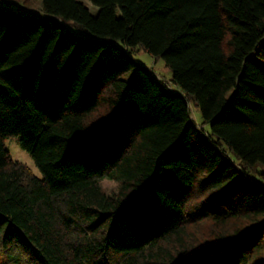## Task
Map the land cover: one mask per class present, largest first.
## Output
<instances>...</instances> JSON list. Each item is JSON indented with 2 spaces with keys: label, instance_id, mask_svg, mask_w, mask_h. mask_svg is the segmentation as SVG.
Wrapping results in <instances>:
<instances>
[{
  "label": "trees",
  "instance_id": "obj_1",
  "mask_svg": "<svg viewBox=\"0 0 264 264\" xmlns=\"http://www.w3.org/2000/svg\"><path fill=\"white\" fill-rule=\"evenodd\" d=\"M4 1L8 263L264 264V0Z\"/></svg>",
  "mask_w": 264,
  "mask_h": 264
},
{
  "label": "rangeland",
  "instance_id": "obj_2",
  "mask_svg": "<svg viewBox=\"0 0 264 264\" xmlns=\"http://www.w3.org/2000/svg\"><path fill=\"white\" fill-rule=\"evenodd\" d=\"M5 1L11 4L10 6L12 8L14 7L15 9L25 10L22 8L27 6L29 8L28 10H30L33 14L38 15V16L42 15L41 12H38L41 7V2L39 0H5ZM87 6L88 8H90V10L92 11L94 15L97 14L98 9L96 7H93L90 4H87ZM135 59L139 62V64L144 65L148 69H150L156 76L161 77L163 80L167 82L171 80L172 78L171 70L166 66L164 61H162L161 59H156L148 55L143 50H140V48H138V51L135 54ZM129 76L130 74L126 75L125 78H128ZM191 109H192V114H193L192 117L195 120L197 118V120L199 121L200 111L193 107H191ZM5 147L9 151L10 156L14 161H18L20 163L27 165L37 177H40V178L42 177V174L40 173L39 169L35 165V162L32 156L21 148V145L17 138L12 137V138L6 139ZM101 186L104 189V191L108 193H112L113 191L117 189V184L112 181H108V180L103 181L101 183ZM3 250L4 249L2 248L0 249V264H15V262L8 263V259H6L5 254L3 253Z\"/></svg>",
  "mask_w": 264,
  "mask_h": 264
}]
</instances>
